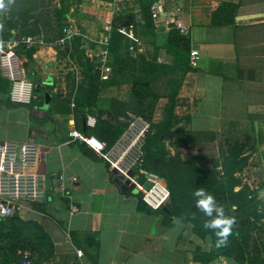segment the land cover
I'll use <instances>...</instances> for the list:
<instances>
[{
	"label": "crops",
	"instance_id": "1",
	"mask_svg": "<svg viewBox=\"0 0 264 264\" xmlns=\"http://www.w3.org/2000/svg\"><path fill=\"white\" fill-rule=\"evenodd\" d=\"M166 2L167 8L173 9L174 4ZM175 4L181 9L179 23L188 31L185 37L190 51L199 55L195 66L189 64L194 71L185 75L176 97L174 114L182 119L177 127L216 136L214 143L205 141L185 150L196 151L203 145L217 149L226 134L252 136L257 168L264 178V0H176ZM112 17L113 3L89 0L72 7L66 18L85 55L95 62L100 79L102 48L98 41L107 36L104 29ZM153 27L155 38L139 41L148 60L154 45L162 46L173 29L165 20L153 22ZM127 30V37L133 38V28ZM54 43L33 46L29 61L14 49L17 59L26 64L27 80L34 88L31 112L25 106L10 109L5 105L11 82L0 73L3 117L13 126L10 136L18 143L35 142L36 137L40 140L35 142L40 147L35 171L44 170L50 178V190L43 181L46 195L42 203H22L15 211L18 223L13 230L17 231L3 223L2 245L23 241L25 250L33 248V264H199L193 259L195 250L199 247L207 252L208 240H197L188 226L164 227L156 215L139 211L137 194L121 190L112 170L100 158L84 144L70 141L68 136L74 130L94 136V126L86 125L87 118L94 119L92 115L82 120L81 130L75 126L72 112L47 118L51 97H64L72 76L74 82L81 78L80 67L65 54L66 47ZM158 62L172 64L173 58L160 50ZM109 72L110 64L107 75ZM130 95L131 85L121 84L101 89L98 98L103 106L110 99L127 104ZM45 98L49 99L47 109ZM165 103L166 99L158 102L154 121L162 120ZM2 133L0 140L8 136ZM59 176H63L67 199L57 192ZM256 196L264 202V179L256 187ZM70 203L78 207V213H70ZM210 264L222 261L218 258Z\"/></svg>",
	"mask_w": 264,
	"mask_h": 264
},
{
	"label": "trees",
	"instance_id": "2",
	"mask_svg": "<svg viewBox=\"0 0 264 264\" xmlns=\"http://www.w3.org/2000/svg\"><path fill=\"white\" fill-rule=\"evenodd\" d=\"M86 1L89 0H58V5L50 10L46 0H15L14 8L22 10L11 9L6 14H0V22L4 24V31L0 32L1 42L40 36L44 43L50 44L62 35L70 9ZM101 1L113 3V17L108 34V78L101 81L95 62L81 48V40L73 37L70 48H65V54L73 64L80 67L81 78L74 82L72 76V84L66 86L64 97H51L47 118L72 112L75 126L81 130L82 120L92 115L95 119L92 134L107 147L112 146L126 130L128 114L143 118L150 128L144 139L142 167L156 173L163 181L170 193L171 208L151 210L137 194V209L156 215L164 227L176 225L173 221L179 219L182 225L189 227L197 240H208L210 248L207 252H201L199 247L195 250L193 259L199 264H210L220 257L230 258L235 264H264V202L240 178V174L248 166L251 153H255L252 136L222 135L217 143L219 160L209 169L195 164L192 159L183 158L185 149L205 141L214 143L216 140L213 134L190 133L177 127L182 119L174 114L176 97L185 75L194 71L188 63V37L171 29L166 34L164 43L160 44L162 46L154 45L152 56L148 60L139 41L147 37L155 38L149 13L151 1L121 0L117 4L114 0ZM129 26L134 31L131 39L120 32L121 28L127 30ZM16 48L27 61L34 53L33 47L18 44ZM160 50L173 58L172 64L158 62ZM121 84L131 85L130 101L126 104L110 99L104 101V106L100 105L98 95L101 89ZM159 85L163 86V90L158 88ZM161 99H166V103L162 120L156 122L153 116ZM32 100L33 96L27 105H12L8 97L5 105L10 109L25 106L31 112ZM86 149L83 148V151L88 154ZM198 188L212 194L216 203L223 207L226 216L231 212L236 220L227 247L217 249L214 231L204 228V223L210 218L196 207L193 193ZM3 223L14 231L16 229L13 230V226L18 220L11 217L0 221V229ZM4 237L5 234L0 230V264H21L19 253L28 249L26 244L17 241L4 247L1 243ZM29 250L32 254L33 248Z\"/></svg>",
	"mask_w": 264,
	"mask_h": 264
},
{
	"label": "built area",
	"instance_id": "3",
	"mask_svg": "<svg viewBox=\"0 0 264 264\" xmlns=\"http://www.w3.org/2000/svg\"><path fill=\"white\" fill-rule=\"evenodd\" d=\"M115 3L121 0H114ZM174 4L173 9L167 8L166 0H157L150 5L149 13L153 22L160 20L169 21L173 29L181 35L187 36L188 31L179 23L181 9L176 6V0H169ZM118 10V9H117ZM111 23L106 24L107 36L98 41L101 46L99 56V69L102 71V80H107L109 70L108 56V34ZM120 32L126 36L130 31L121 28ZM75 32L70 25L62 30V35L54 44L70 48L71 39ZM0 50V70L2 75L10 80V101L19 104H29L33 96V86L27 80L26 69L14 53L18 44L27 48L35 45H43L44 41L40 36H26L20 41L11 40L2 42ZM199 59L197 51H190L189 64L195 66ZM94 119L87 118L86 125L94 126ZM150 125L143 118L128 114V126L121 137L110 147L94 136H87L78 131L69 134L70 141H76L87 146V148L100 158L110 170H115L125 179L129 180L137 194L141 196L142 202L151 210H158L165 207L169 202L170 193L160 177L142 167L143 144L145 135ZM40 155V147L35 142H0V221L7 220L14 216L15 211L22 203H42L45 200L46 190L43 187V177L36 171ZM57 192L62 198H69L63 184V176H59ZM71 214L78 213L76 205L70 203ZM21 264H33L32 254L24 250L19 253ZM82 256L81 252H77Z\"/></svg>",
	"mask_w": 264,
	"mask_h": 264
},
{
	"label": "clouds",
	"instance_id": "4",
	"mask_svg": "<svg viewBox=\"0 0 264 264\" xmlns=\"http://www.w3.org/2000/svg\"><path fill=\"white\" fill-rule=\"evenodd\" d=\"M14 5L15 0H0V14L10 12ZM2 31H4V24L0 22V32ZM2 47L3 43L0 42V50H2ZM193 196L196 198L197 209L210 218L204 223V228L214 231L217 237L215 247L217 249L227 247L228 238L233 234V229L236 225L235 218L226 216L223 207L216 203L215 197L203 188L196 189ZM173 222L177 226H182V222L179 219H174ZM219 259L222 264H228V260L225 257H220Z\"/></svg>",
	"mask_w": 264,
	"mask_h": 264
},
{
	"label": "rangeland",
	"instance_id": "5",
	"mask_svg": "<svg viewBox=\"0 0 264 264\" xmlns=\"http://www.w3.org/2000/svg\"><path fill=\"white\" fill-rule=\"evenodd\" d=\"M47 5L49 6L50 10L57 6L56 0H46ZM17 11L22 10V8H14ZM1 42V41H0ZM158 88L160 90H163V86L159 85ZM5 113V112H4ZM3 109H2V102L0 101V134L8 135L3 138V140H0V142H13L18 143L17 140L12 138L10 135L12 133V123L9 121V119L6 117L4 119L3 117ZM5 130L6 133L5 134ZM242 136V135H240ZM36 143H40V140L36 137L34 140ZM183 158H189L194 161L197 165H203L205 169H209L212 165L217 164L219 157L217 149L213 145H206V146H199L196 151L190 149V150H184L183 151ZM256 155L254 153H251V159L248 163L247 168L244 169V171L240 174V178L244 184H247L250 186V188L256 192V187H258L263 182V176L258 171L257 163H256ZM52 193V192H49ZM132 193L137 194L135 190H132ZM25 204V203H23Z\"/></svg>",
	"mask_w": 264,
	"mask_h": 264
},
{
	"label": "water",
	"instance_id": "6",
	"mask_svg": "<svg viewBox=\"0 0 264 264\" xmlns=\"http://www.w3.org/2000/svg\"><path fill=\"white\" fill-rule=\"evenodd\" d=\"M48 103H49V99L48 98H45V100H44V108L45 109L48 108ZM33 115H35L34 112H33ZM46 115H47V113H45V116ZM41 159H42V156H41ZM37 172H38L39 175L44 176L45 187H46L47 190H50V178H49V176L44 174V170H41V171L38 170ZM112 174L114 176V182H115V184L119 185L120 188H121V190L130 191V190L133 189V186L130 183V181L127 180V179H125L124 176H122L121 174H119L115 170H112ZM170 208H171L170 202L166 203L164 209L169 210ZM227 216L228 217H232V213L229 212L227 214Z\"/></svg>",
	"mask_w": 264,
	"mask_h": 264
}]
</instances>
